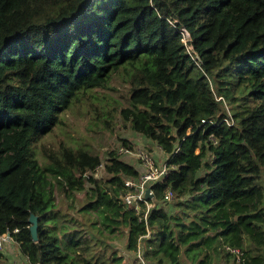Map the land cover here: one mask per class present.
<instances>
[{
    "label": "trees",
    "instance_id": "obj_1",
    "mask_svg": "<svg viewBox=\"0 0 264 264\" xmlns=\"http://www.w3.org/2000/svg\"><path fill=\"white\" fill-rule=\"evenodd\" d=\"M121 69L114 109L175 165L147 216L124 202L141 169L119 149L105 162L85 143L42 146L43 162L31 149ZM263 179L264 0H0V236L31 264H133L101 236L139 264H264ZM86 188L91 228L57 208Z\"/></svg>",
    "mask_w": 264,
    "mask_h": 264
},
{
    "label": "rangeland",
    "instance_id": "obj_2",
    "mask_svg": "<svg viewBox=\"0 0 264 264\" xmlns=\"http://www.w3.org/2000/svg\"><path fill=\"white\" fill-rule=\"evenodd\" d=\"M121 69L112 75L106 84V87L95 89L92 91L94 97L86 99L83 103H78L74 105L71 109L67 110L63 114V123L56 126L55 130L44 135L37 143L31 144L32 151L35 152L34 156L41 162H43L46 156L43 154L42 146H49L53 149H58L59 145L63 142L72 146H79V144H87L89 147L93 146L99 150L103 161L108 157L109 149H119L122 158L135 164L139 169H142V158L138 154V149H145L151 154H157V160L159 163L166 161L165 152L159 147L155 140L146 137L145 135L138 133L133 130L131 126L126 123L121 115L118 113L113 106L112 94L114 91L112 88H124L126 84V79L129 77ZM116 92V91H115ZM115 96V93H114ZM229 106V104H227ZM226 106V110L231 109V107ZM229 112V111H228ZM127 139L133 145L131 152H122L121 147L123 140ZM155 156V155H153ZM103 174V166L96 170L95 175L100 177ZM264 181V179H263ZM57 192V191H56ZM87 188L83 190L75 191L70 196L62 195L58 201V209L61 212H66L69 215L75 217L77 220L84 222L90 227V221L85 218L80 208L87 203L89 199ZM162 202L166 205L168 210H174V203ZM93 217H91L92 219ZM85 225V226H86ZM98 236L97 230H95ZM100 238H105V242L110 249L125 256V260L133 258V264H139L138 260L135 259V255L126 250L125 238L121 239H111L101 236ZM104 242V244H106ZM100 243V242H97ZM103 244V245H104ZM12 247L6 243L3 248L5 252V263L4 264H31L28 259L24 258L18 248L17 243L13 242ZM102 245H94V254L97 256L103 251ZM264 253V247L262 249ZM238 261V260H237ZM234 258H230L228 264H237ZM213 264H226V258L222 257L218 262Z\"/></svg>",
    "mask_w": 264,
    "mask_h": 264
},
{
    "label": "built area",
    "instance_id": "obj_3",
    "mask_svg": "<svg viewBox=\"0 0 264 264\" xmlns=\"http://www.w3.org/2000/svg\"><path fill=\"white\" fill-rule=\"evenodd\" d=\"M183 40L187 42L190 39V33L184 29L183 31ZM225 122L228 124H233L234 119L228 112V115L224 117ZM125 147V146H121ZM122 152H131L130 148H122ZM138 154L142 158V169L140 175L137 178H128L125 181V185L128 186L129 190L123 195L124 202L129 206L135 207L137 212L140 211L141 205L140 201H144L146 203V216L150 208L154 205L153 200H149V198H154V190L152 184L155 182H159L164 178L171 168H174L175 165L168 163L166 160L163 163H159L156 156H153L150 152L145 149H138ZM150 188V197H146V191ZM175 199V191L172 189H167L163 196V202H170ZM12 243L13 237L9 232H5L0 236V249L4 248L6 243ZM238 252V250H236ZM139 257L140 252H139ZM239 257V255H238Z\"/></svg>",
    "mask_w": 264,
    "mask_h": 264
},
{
    "label": "water",
    "instance_id": "obj_4",
    "mask_svg": "<svg viewBox=\"0 0 264 264\" xmlns=\"http://www.w3.org/2000/svg\"><path fill=\"white\" fill-rule=\"evenodd\" d=\"M150 188L147 189L146 191V197L149 198L150 197ZM30 221H31V232H32V236L34 240H37L38 238V216L35 214H31L30 216Z\"/></svg>",
    "mask_w": 264,
    "mask_h": 264
}]
</instances>
